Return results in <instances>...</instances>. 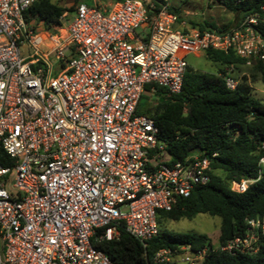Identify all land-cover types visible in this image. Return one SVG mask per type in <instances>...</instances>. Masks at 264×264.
<instances>
[{"label": "built area", "instance_id": "obj_1", "mask_svg": "<svg viewBox=\"0 0 264 264\" xmlns=\"http://www.w3.org/2000/svg\"><path fill=\"white\" fill-rule=\"evenodd\" d=\"M33 1L0 0V264H112L91 244L98 229L110 241L122 224L145 247L158 213L210 181L209 156L168 164L154 119L136 113L145 85L179 93L186 55L206 50L264 60L258 19L217 32L179 28L170 0L79 2L51 32L27 19ZM222 79L235 88L228 72ZM247 224L244 237L212 247L253 249L264 218ZM209 250L164 247L149 264H203Z\"/></svg>", "mask_w": 264, "mask_h": 264}, {"label": "trees", "instance_id": "obj_2", "mask_svg": "<svg viewBox=\"0 0 264 264\" xmlns=\"http://www.w3.org/2000/svg\"><path fill=\"white\" fill-rule=\"evenodd\" d=\"M207 1L232 13L236 21L222 26L203 21L191 23V27L219 32L247 17L257 16L254 29L264 39L261 11L264 0ZM169 11L180 21L177 8L169 6ZM65 12L68 9L52 0H34L26 17L42 22L45 30L56 32ZM203 55L220 66L217 72H199L188 65L177 94L168 95L163 88L145 85L146 94L140 97L136 113L154 119L158 136L166 143L169 165L192 154L209 156L210 181L195 187L172 211L158 213V235L145 247L126 232L122 224L117 227L118 237L110 241L100 237L105 227L98 229L91 244L112 264H149L157 250L181 244H190L193 248L209 246L203 264H264L263 235L252 244L253 249L232 254L214 249L205 234L178 233L163 228L168 220L191 219L200 214L219 217L217 243L224 245L235 237H244L249 220L264 218V163L261 162L264 160V101L254 96L251 85L257 80L264 84V60H254L251 66H246L245 60L232 52L206 50ZM240 67L248 68V75L237 80L231 73ZM226 72L237 81L233 90L228 89L222 79ZM151 88L154 92L149 94ZM151 96H154L151 103L143 102ZM243 180L251 181L245 191L232 189V183Z\"/></svg>", "mask_w": 264, "mask_h": 264}, {"label": "rangeland", "instance_id": "obj_3", "mask_svg": "<svg viewBox=\"0 0 264 264\" xmlns=\"http://www.w3.org/2000/svg\"><path fill=\"white\" fill-rule=\"evenodd\" d=\"M87 5H91L90 0H80ZM53 3L68 9V14L73 11L69 9H75L79 0H52ZM170 6H173L179 11V28L191 27V23H202L203 21L213 22L218 26L233 23L236 18L232 13L226 11L217 5L209 3L207 0H170ZM63 25L65 21L63 20ZM184 24H180V23ZM42 28V25L39 26ZM52 60V58H51ZM188 65L195 71L213 73L217 72L220 67L216 63H212L204 57L202 53L198 56L194 54H188L185 57ZM243 75H248V68L240 67L233 71L231 76L239 80ZM253 94L256 98L264 101V84L257 80L251 83ZM146 94V93H144ZM148 95V94H147ZM151 98V99H150ZM154 96L143 101L144 103H151ZM163 228L167 231L178 232V233H198L207 235L212 244H217L219 231H220V218L212 217L205 214L197 215L191 219H180L177 221H165Z\"/></svg>", "mask_w": 264, "mask_h": 264}, {"label": "crops", "instance_id": "obj_4", "mask_svg": "<svg viewBox=\"0 0 264 264\" xmlns=\"http://www.w3.org/2000/svg\"><path fill=\"white\" fill-rule=\"evenodd\" d=\"M114 0H90L91 5L97 3L101 8L109 9ZM79 2H81L79 0ZM68 13V12H65Z\"/></svg>", "mask_w": 264, "mask_h": 264}]
</instances>
